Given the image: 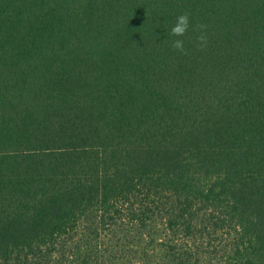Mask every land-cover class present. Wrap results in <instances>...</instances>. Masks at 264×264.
I'll return each mask as SVG.
<instances>
[{
    "label": "trees",
    "instance_id": "trees-1",
    "mask_svg": "<svg viewBox=\"0 0 264 264\" xmlns=\"http://www.w3.org/2000/svg\"><path fill=\"white\" fill-rule=\"evenodd\" d=\"M163 205L177 264L209 207L264 264V0H0V264H99L75 229Z\"/></svg>",
    "mask_w": 264,
    "mask_h": 264
},
{
    "label": "rangeland",
    "instance_id": "rangeland-1",
    "mask_svg": "<svg viewBox=\"0 0 264 264\" xmlns=\"http://www.w3.org/2000/svg\"><path fill=\"white\" fill-rule=\"evenodd\" d=\"M165 193L174 199L172 192ZM163 207L164 205L162 208H155L150 213L152 217L155 211L153 218L144 221L147 226H138L141 224L136 225L134 220H128L126 218L128 208L124 207L121 210L123 211L122 220H116L115 223H109L112 220L104 222L97 230L84 224L81 229H75L70 234L72 237L69 239L68 246L76 242L87 246V253H89L87 258L99 264H141L143 262L144 264H177L175 260L179 254L177 251L188 250L193 243L187 242L183 227H170ZM209 208L205 209V220H201L206 224L202 229L199 227L196 234L198 243L202 245H199V253L194 255L188 264H195L197 257L196 264H224L227 256L232 254L230 252L234 241L230 238H233V234H230L229 230L215 226L218 222L216 221L218 214L215 215L214 210ZM79 231L82 234V242L74 238ZM192 236H194L193 233ZM62 242L63 240L59 244ZM66 254L61 258L55 257V264H66L67 260L72 259L70 252L67 251Z\"/></svg>",
    "mask_w": 264,
    "mask_h": 264
},
{
    "label": "clouds",
    "instance_id": "clouds-1",
    "mask_svg": "<svg viewBox=\"0 0 264 264\" xmlns=\"http://www.w3.org/2000/svg\"><path fill=\"white\" fill-rule=\"evenodd\" d=\"M189 27H190V15L188 13H183L176 18V23L171 28L169 35H171L173 37H184L187 34ZM205 28H206L205 25H198L197 26V29L201 30V34L199 36H197L196 39L199 41L201 47H206V45H207V36L205 34H203V31H202ZM172 47H173V49L177 50L178 52L187 54L186 50L184 48V40L183 39L173 40L172 41Z\"/></svg>",
    "mask_w": 264,
    "mask_h": 264
}]
</instances>
